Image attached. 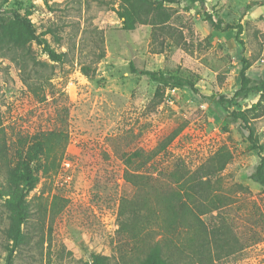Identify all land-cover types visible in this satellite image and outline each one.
<instances>
[{
	"label": "rangeland",
	"instance_id": "1",
	"mask_svg": "<svg viewBox=\"0 0 264 264\" xmlns=\"http://www.w3.org/2000/svg\"><path fill=\"white\" fill-rule=\"evenodd\" d=\"M120 1L0 0V188L8 169L40 146L23 225L30 242L12 264H85L93 254L124 264L118 211L137 190L126 175L146 177L149 192L183 194L179 170H194L222 146L233 158L211 178L213 205L196 227L207 259L178 264H264V186L251 178L264 156V106L250 115L257 147L230 115L264 105V92L236 94L243 70L250 86L264 78V0H177L166 3L168 25L129 31L113 9ZM42 38L64 61L45 52ZM130 62L187 77L196 90L159 85ZM10 213L0 197V264H8L2 230Z\"/></svg>",
	"mask_w": 264,
	"mask_h": 264
},
{
	"label": "trees",
	"instance_id": "2",
	"mask_svg": "<svg viewBox=\"0 0 264 264\" xmlns=\"http://www.w3.org/2000/svg\"><path fill=\"white\" fill-rule=\"evenodd\" d=\"M104 1V0H103ZM204 6L206 0H189ZM177 0H121L116 8L113 5L121 28L134 30L138 24H149L155 29L168 25L171 13L166 3L173 4ZM25 29L35 36L32 24L23 15L15 13ZM49 28L48 32H52ZM44 50L54 60L64 61L65 52L57 53L46 38H42ZM104 57V51L99 54ZM133 73L149 77L159 85L187 86L196 90L194 82L181 75L165 73L162 70L136 68L130 62ZM83 73L89 76L90 66L82 67ZM241 88L236 94L249 87L264 92V78L250 86V78L245 70L241 72ZM217 101L225 104L228 100L219 95ZM262 102H256L252 107L231 112V118L238 121L247 131L249 140L257 147L255 128L251 123V113L256 115ZM38 144L32 145L27 151V157L18 162L14 168L7 171L8 184H2L0 197L5 198V205L10 210V223L2 230L4 248L7 251L6 262L12 264L16 251H22L24 245L30 242L29 233L23 230V225L30 217V207L26 201L29 190L35 185L38 176L33 162L39 155ZM263 146H260V149ZM233 153L225 146L220 147L213 155L198 165L192 171L179 170L180 175L174 179L183 187V194L178 191L164 192L147 190L146 177L126 175V180L137 187L130 197L124 195L118 211L119 228L116 231L115 249L124 264H178L186 258L198 256L207 259V240H200L196 227L203 222L201 214L209 211L211 200L206 197L210 192L211 178L222 172L232 160ZM8 167V165H7ZM185 168V167H184ZM251 178L264 186V156ZM205 192V193H204ZM204 193V194H203ZM207 207L209 209H207ZM85 264H113L110 256L93 254L92 260Z\"/></svg>",
	"mask_w": 264,
	"mask_h": 264
}]
</instances>
